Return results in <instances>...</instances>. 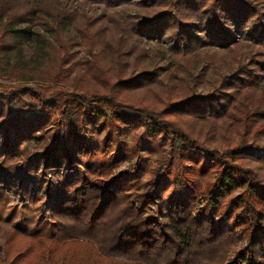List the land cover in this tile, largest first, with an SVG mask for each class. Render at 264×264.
<instances>
[{"label":"trees","instance_id":"16d2710c","mask_svg":"<svg viewBox=\"0 0 264 264\" xmlns=\"http://www.w3.org/2000/svg\"><path fill=\"white\" fill-rule=\"evenodd\" d=\"M74 1L0 0V77L6 73L15 80L31 78L45 60L53 63L50 82L10 85L8 92H0V141L6 147L0 152H23V143L41 138L43 145L24 163H40L42 173L53 166L70 167L82 162L77 153L90 152L91 134L83 124L99 133L111 117L118 122L113 130L106 129L109 143L120 134V124L142 126L151 134L174 133L180 143L199 149H189L185 158L199 162L201 175L216 164L213 159L219 160L203 152H215L216 139L228 132L240 137L227 148L230 152L259 145L255 132L264 127L261 2ZM83 4H93L98 11L87 13ZM67 25L74 34L67 33ZM74 45L83 47L82 57L70 53ZM198 63L203 71H220L206 80L202 73H191ZM187 78H194L193 86ZM195 85H201L202 92L191 93ZM158 86L165 92L167 88L170 98H155L161 103L157 109L128 95L141 88L155 92ZM24 92L33 100L23 99ZM53 107L66 111L68 122L50 132L44 123L46 110ZM183 116L205 126L211 137L200 136L199 129L187 130ZM113 150L112 160L125 157L117 140ZM82 165L84 175L95 171L90 163ZM21 166L11 165L13 170L6 173H17ZM135 173L138 176L137 169ZM84 175L71 193L49 204L55 231L26 234L39 252L52 245L53 264H264V180L240 165L223 159L214 181L200 187V208L194 204L195 194L184 197L181 189L178 194L171 190L162 202L153 186L130 194L128 172L103 183ZM236 187L244 192L223 201L217 217L223 197ZM13 230L21 233L17 227Z\"/></svg>","mask_w":264,"mask_h":264},{"label":"rangeland","instance_id":"374dc122","mask_svg":"<svg viewBox=\"0 0 264 264\" xmlns=\"http://www.w3.org/2000/svg\"><path fill=\"white\" fill-rule=\"evenodd\" d=\"M255 1H259L264 5V0ZM73 3L75 4L74 0ZM81 7L87 13L98 11V8H94L95 5L93 4H83ZM262 11H264V8H262ZM66 27L68 34H74L70 26L67 25ZM83 50V47L74 45L70 49V53L77 57H82L84 55ZM72 57L74 58V56ZM7 59L12 61L13 57L8 56ZM156 62L157 64H161L162 60H156ZM200 65L201 64L198 63L197 66L191 70V73H202L203 76L206 77V80H212L216 72L220 71L218 67L214 69L208 68L203 71ZM52 69L53 63L50 60H45L38 71L32 72L36 77H26L15 80L4 73L0 77V92H8L7 86L10 85L23 88L50 82L49 80H51L52 77L50 71ZM40 70H43V72H40ZM73 73L74 71H69L68 76H73ZM180 75L186 76V74L183 73H180ZM187 81L191 86L195 83L194 78H187ZM158 88L159 90L156 88L155 92L147 88L129 90L128 95L129 97L148 102L157 109L161 103L155 100V98H161V102L162 99L170 98L166 95L167 88L166 92L164 89H161V87L158 86ZM202 89L201 85H195V87L190 89V92H202ZM20 96L26 100H33L26 92L21 93ZM46 111V113H48V118L44 123V126H48L46 131L50 130L51 132L52 129L54 131L56 129H63V127L66 126L65 123L68 122L66 111L58 108L55 109L54 107ZM181 120H185L189 123V125H186L185 121L183 122V126L187 130L199 129L201 132L200 136H206L207 138L211 137L209 133H205L206 127L198 125V122L195 123L193 120L184 116ZM114 122L118 121H112V117L109 118L107 123L105 122L106 126L102 125L103 129L99 133L94 132V127L92 125L83 124L86 133L91 134L88 138V150H90V152L86 155L77 153L76 155L80 156L83 160L82 162L72 163L70 167L66 165L60 167L53 166V168H48L45 173H42V170L38 169V167L40 168V163L39 165L31 162L24 163L28 154L32 153L36 147L38 148L43 145L41 138L23 143L22 147L25 148L23 152L10 155L0 152V179L2 176L5 178V181H0V264H53L52 245L49 243L47 247H45L47 252H39V250H35L33 246V239L27 237L26 234L41 233L50 235V233L55 231L56 228L50 222L49 218V204L58 201L64 194L71 193L72 186L78 184L80 175H84L86 172L83 170L84 166L82 163H85V165L90 163L91 168H95V171L84 175L89 181L103 183L112 177H119V179H121L124 172H126V175L128 172L129 176L127 177L130 178L129 181L131 183L126 184H128V192H130V194L139 192L144 188H152L153 186L151 190L154 194L156 192L160 194L162 198H159L158 201L162 202L171 190H174L175 194H178V189H181L182 194H186L184 197L190 198L192 193L195 194L196 198L194 199V204L196 208L204 206V196L200 192V187H202L203 183L208 182V184H211L214 181L223 159L226 162L242 166L243 170L264 180V127L255 132V139L259 145L251 146L240 152L233 153L227 149L230 145L240 140V137L233 135V131L216 139V142L213 144L216 153L207 150L206 153L203 152V154L206 156L215 154L214 156L218 157L219 160L213 159L212 161H216V164H214L213 167H209L204 175H201L198 170L199 162L185 158V152L189 149H191L192 152H197L199 149L190 148L186 143H180L174 133L151 134L150 132H143L142 126L132 128L131 126L125 127V125L120 124V134H118L117 138L114 136L112 142L109 143L106 129L113 130V128H115ZM216 122H219V120H216ZM219 125L220 123H217L215 127L220 128ZM254 126L255 124L253 128H256ZM247 130H249V128H247ZM251 130L254 131V129ZM46 131H42L41 133L46 134ZM172 137H174V139L170 140ZM144 138H147V140ZM253 139L254 138L250 137V140ZM116 140L125 153V157L119 161L112 160L109 154L110 150H113ZM0 148L2 151L6 148L1 141ZM31 161L34 162L32 159ZM19 163H21L22 166L17 173H10V171H7L9 174L6 173L7 169L13 170L9 166ZM136 169L138 170V176H136L135 173L134 177L132 171ZM165 182L170 183L163 189V184ZM184 182H186V185ZM237 192L244 191L242 187H236L231 193L223 197L220 207L218 206L215 210L217 217L223 210V201H227L229 196ZM154 208L153 205L152 209L155 211L156 209ZM14 227H17L21 233L13 230ZM48 246L50 247L48 248ZM63 247L65 246L59 249L62 248V250H64Z\"/></svg>","mask_w":264,"mask_h":264}]
</instances>
